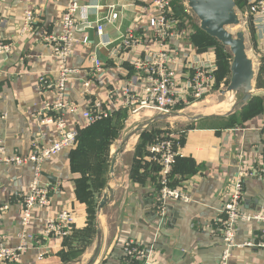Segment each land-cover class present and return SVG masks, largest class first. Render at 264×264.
Segmentation results:
<instances>
[{"label": "crops", "instance_id": "crops-1", "mask_svg": "<svg viewBox=\"0 0 264 264\" xmlns=\"http://www.w3.org/2000/svg\"><path fill=\"white\" fill-rule=\"evenodd\" d=\"M75 1L79 6L87 7V16L85 21L77 23L74 32L75 41L68 66L79 72L67 83L68 100L77 106L79 112L92 109L94 105L119 111L123 100L119 97L113 104L107 102L110 91L120 94L129 85L137 100L141 98L144 81L130 65L153 49L152 30L149 27V19L155 15L153 0ZM238 1L241 2L240 10L244 9L243 1ZM65 7L66 0H0V43L10 46L9 52L0 53V141L9 154L28 156L33 149V142L50 146L57 139L55 126L42 124L48 114L44 111L46 104L53 102L54 92L39 95L37 87L42 76L50 81L57 78L59 61L52 56L51 48L43 37L59 36ZM30 10L35 14L33 24L29 31L23 32L24 13ZM108 16L109 22L103 20ZM97 23L104 26L111 47L117 45L128 31L133 30L139 45L124 57L122 65L119 66V61L109 56L108 48L97 46L98 38L94 31ZM241 28L245 35L247 56L252 60L256 72L254 96L264 98V49L250 25ZM85 38L88 40L87 45L82 44ZM169 46L175 63L184 52L196 49L188 36L182 40H171ZM93 55L104 65V69L91 78L87 92L83 93V82L89 79L87 70L92 67ZM260 69L261 87L257 88ZM263 116L264 110L242 125L227 129H186L177 133L183 135L184 141L176 149L178 156L170 180L192 200L189 203L168 200L164 205V216H167L168 222L163 228L152 225L146 216L149 201L156 208L160 166L152 163L157 168L154 176L157 175H150L143 183L130 179L134 149L140 136L131 150H127L128 142L118 157L115 167V173L118 172L117 185L111 182L108 174L103 188L96 192L92 190L89 198L92 201V215L87 203L79 198L76 179L81 171L92 168L93 161L90 159L91 164L86 168V165L77 167L82 157L85 158L82 154L70 160V153L79 146L76 141L73 147L62 150L41 164L37 181L48 191L51 204L46 209H35L32 212L27 227L37 244L34 240L29 242L19 262L14 264L62 263L60 254L86 248L81 245L86 244L87 239L90 241L91 230L93 232L90 223H95L97 229L98 218L103 227L104 242L96 264H125L123 247L128 242L151 252L153 264H219L224 247L220 235L222 211L237 177L242 178L243 201L240 210L264 213ZM65 119L71 129L83 122L79 114H67ZM122 130L109 138L107 153L103 156L108 168L111 149L122 136ZM70 161H73L74 169H71ZM144 161L141 174L151 169L146 166L150 162L148 157ZM250 173L253 175L249 177ZM35 174L36 168L32 164L0 166V230L9 247L18 244V235L22 230L21 198L35 180ZM108 186L113 189V199L98 216L96 207ZM61 210L74 213L77 219L75 229L64 241H48L43 237L41 221L55 216ZM82 235L86 237L81 240ZM263 237V228L259 223L243 222L235 226L237 245L256 244ZM93 250L94 247L83 252L86 263ZM174 250L183 254L175 258V262L172 255ZM40 254L50 257V261H36ZM229 264H264V250L256 246L234 248Z\"/></svg>", "mask_w": 264, "mask_h": 264}, {"label": "built area", "instance_id": "built-area-1", "mask_svg": "<svg viewBox=\"0 0 264 264\" xmlns=\"http://www.w3.org/2000/svg\"><path fill=\"white\" fill-rule=\"evenodd\" d=\"M244 9L236 7L240 25H250L258 35L259 44L264 49V0H242ZM155 15L149 19V27L152 30L153 49L142 59L133 62L130 67L136 71L144 81L141 91V98L133 94L129 85L121 92L110 91L107 102H117L121 97L123 103L121 108L109 109L94 105L92 109L79 112L77 106L68 100L66 93L67 83L79 71L68 66V60L72 55L74 44V32L79 21H85L87 7L79 6L75 0H66V7L61 17V33L57 37L44 36L43 40L51 48L52 56L59 61L57 78L50 81L44 76L38 80V94L54 92L53 102L46 104L47 117L42 121L44 125H54L57 130V139L50 146L39 145L33 142V149L28 156L9 154L0 141V166L4 164L13 166H24L32 164L36 168L35 180H33L26 194L22 196V230L18 235V244L9 247L5 244L0 230V264L18 263L21 255L27 250L29 242L34 238L28 232V224L32 219V212L35 209H46L51 204L48 191L38 184V172L41 164L62 150L73 147L81 130L88 129L92 125L111 119L120 111H132L133 114L140 108L152 109L157 114H171L182 111L184 108L207 98L212 90L216 78V62L214 57L203 54L196 49L191 52H184L180 59L173 61L169 43L171 40H182L186 37L185 29H179L177 20L172 16L170 0H153ZM33 11L24 13L22 31L27 32L33 24ZM110 21V16L103 18ZM104 26L97 23L94 31L98 38V47L108 48L109 56L115 58L122 65L124 57L135 50L139 43L133 30L127 32L121 41L111 47L104 33ZM243 31V30H242ZM87 38L82 40L87 45ZM8 44L0 43V53L9 52ZM179 62V63H178ZM92 67L87 70L89 79L83 82V93L87 92L91 78L104 69V65L96 56L91 57ZM176 66L175 68H173ZM79 114L83 122L80 126L69 128L66 122V115ZM264 134V116L261 125ZM179 144L171 138L152 139L146 148L148 160L160 166L161 181L160 188L155 197L156 210L164 215V205L168 200L191 202L192 198L183 190L172 186L170 177L173 165L177 158L176 149ZM250 173L248 176H252ZM243 201L242 178L237 177L234 181L232 192L223 207V219L220 224V235L223 242V250L219 264H229L231 251L234 248L256 246L264 250V237L256 244L237 245L235 241V226L238 223H259L264 225V213H246L240 210ZM4 207L3 209H5ZM43 226V237L50 240L64 241L75 229L77 219L71 210H61L52 217L41 221ZM264 232V228H263ZM35 244L36 241L34 240ZM125 264H153L151 252L139 248L134 243H125L123 247ZM44 254L38 255L36 261L43 262Z\"/></svg>", "mask_w": 264, "mask_h": 264}, {"label": "trees", "instance_id": "trees-1", "mask_svg": "<svg viewBox=\"0 0 264 264\" xmlns=\"http://www.w3.org/2000/svg\"><path fill=\"white\" fill-rule=\"evenodd\" d=\"M183 0H170V10L172 12V16L177 20L179 29H187L192 34L189 37L190 43L196 48L197 51L201 52L209 49L210 47H215L219 53L227 54L230 58V54L228 49L224 48L219 44L216 40L210 38L205 33H203L199 25L193 23L190 19L187 9L184 5ZM236 7L241 8V2L235 0ZM262 69L259 70L258 77L256 80L257 88L260 86ZM264 110V98L261 96H254L252 100L243 108L231 114L228 117H220V118H208L196 123H192L187 129H214V130H223L235 125H242L243 122L261 114ZM127 115L119 112L115 114L113 120L110 121H101L98 122L88 129L81 130L79 132V136L77 138V146L75 151L70 153L71 159L77 154H82L85 158L82 157V162L77 163V167L86 165L89 166L90 159L93 161V166L91 169L89 167L86 170L80 172L79 178H77V187L79 198L82 201H85L88 205V209L90 210V215H92L91 204L92 201H89V198L92 196V190L94 192L99 191L105 185L108 180V164L105 158V154L107 153V149L110 143V136L116 135L117 132L121 131L123 128V123L126 120ZM111 123V124H110ZM159 134V132H155L152 134L151 132H143L140 137L137 145L134 149V164L130 171V179L134 182L143 183L148 177H156L154 176L157 173V168L152 163L149 162V166L151 169L147 170V173L141 174L140 169L145 166V159L148 157V153L146 152V148L148 147L154 135ZM153 135V136H152ZM184 137L182 134L177 135V143L183 144ZM176 142V141H175ZM90 143V144H87ZM71 169H74L73 161H70ZM91 167V166H90ZM160 171L157 177V191L160 188ZM151 175V176H150ZM174 186V183H172ZM77 193V195H78ZM93 220V217L91 218ZM78 256L77 252L68 253V254H60V259L62 262L72 260Z\"/></svg>", "mask_w": 264, "mask_h": 264}, {"label": "water", "instance_id": "water-1", "mask_svg": "<svg viewBox=\"0 0 264 264\" xmlns=\"http://www.w3.org/2000/svg\"><path fill=\"white\" fill-rule=\"evenodd\" d=\"M188 10L196 17L199 22L200 30L205 33L210 38L216 40L222 47L229 50L232 55V61L230 65L231 73V82L228 87L234 95H238L241 91L242 83H246L249 79L254 80L255 70L253 67V62L248 58L245 46V35L244 32L238 31L235 35H232L229 31V27H236L240 25L238 15L236 13V3L235 0H183ZM221 94L224 95L225 91H221ZM255 93L251 99L244 105L246 106L254 97ZM242 106L241 108H243ZM240 108V109H241ZM239 109V110H240ZM238 111V110H237ZM235 113V112H234ZM233 114V113H232ZM182 114L171 113V114H158L152 118H149L135 126L132 130L127 131L125 134L120 136L116 143H114L109 160L108 174L111 182L117 185V177L115 173L116 163L119 157L118 148L126 143L130 138L136 136L142 130L151 126L152 124L158 122L169 121L170 119L182 117ZM231 115V114H230ZM229 115V116H230ZM228 117L220 114L208 115V116H196V117H186L189 123H196L198 121L208 119V118H220ZM47 177V176H46ZM48 178V177H47ZM53 182V181H52ZM147 198L148 196L145 195ZM113 199V189L108 186L105 192L102 194L101 199L96 207L97 215L101 214V211L109 204ZM148 208L146 216L150 219L152 225L163 228L168 222L167 216L160 215L156 208L153 205L152 201L148 202ZM261 228H264V225L260 224ZM104 234L103 227L99 221H97L96 229V238L94 244V250L86 264H96L103 248ZM173 262L175 258L181 257L183 254L179 250H174L173 253ZM84 260V257L79 259H73L60 264H81Z\"/></svg>", "mask_w": 264, "mask_h": 264}, {"label": "rangeland", "instance_id": "rangeland-1", "mask_svg": "<svg viewBox=\"0 0 264 264\" xmlns=\"http://www.w3.org/2000/svg\"><path fill=\"white\" fill-rule=\"evenodd\" d=\"M184 5L187 9V13H188L190 19L193 21V23L199 25V22L196 19V17L188 10L186 3H184ZM241 29H242L241 26L233 27V34H235L238 31H241ZM185 31H186V36L190 37L192 33L190 31H188L187 29H185ZM193 48H195V47L193 46ZM228 52H229V50H228ZM201 53L209 54V55L213 56L214 60L216 62V67H217L216 78H215V81L212 85V90H211L210 95L207 98L200 100V101L194 103L193 105L184 108L182 111L177 112L179 114H182L181 115L182 117L170 119L169 121H165V122H158V123L152 124L151 126L147 127L146 129L142 130L141 132H139V134H137L134 137L138 138L143 132H151L152 134H154L155 132H159V134H157V135H154V136L152 135L154 137L152 139L160 138V140H161L164 138H171L172 140H174V142L175 141L177 142V133H179L180 131L186 130L192 124V123H189L188 119L186 118L187 116L188 117H196V116H208V115L219 114V111H217L216 108L218 106H220V104L225 102L227 104V107H229L231 104H233V102L235 103L237 96L234 95L233 93L231 94L232 96H230V98H228V99H226L224 97V95L221 94V91H225L226 89H228V87L230 86V82H231L230 65H231V61H232V55L230 54V52H229V54H230L231 58L226 53L225 54L219 53L215 47H210L207 50L201 51ZM255 75H256V72H255ZM253 84H254V88H255V80H253ZM195 105H197L198 108H193ZM138 110H140V111H138ZM138 110H137L138 112H136L134 114L132 111H128V110L122 112V113L127 115L126 116L127 118L123 123V130H122L123 132L120 135H123V133L125 134L127 131L132 130L135 126H138L139 124H141L145 120L158 115L156 113V111L152 110V109H146V108L140 109L139 108ZM135 118H137V121L133 123L132 120H135ZM134 137H132L130 139H133ZM119 169L121 170L120 166H119ZM159 175H160V178L162 179L161 173ZM161 179H160V181H161ZM157 193H158V191H156V195H157ZM94 224H93V222L90 223V227L93 228V232L91 230L92 235L90 237V241H89V239H87L86 244L81 245V247H86V248L80 249L77 252L78 256L74 259H79L86 249H88V250L93 249L94 243H95V241H94L95 240V234H96V229L94 227ZM85 237L86 236L83 237V235H82L81 240L84 239ZM86 256H89V255H86ZM45 259H46L45 262L50 261V257H48V256H46ZM81 264H86V259H84Z\"/></svg>", "mask_w": 264, "mask_h": 264}, {"label": "bare ground", "instance_id": "bare-ground-1", "mask_svg": "<svg viewBox=\"0 0 264 264\" xmlns=\"http://www.w3.org/2000/svg\"><path fill=\"white\" fill-rule=\"evenodd\" d=\"M228 31L232 34V35H235L233 34V27H229L228 28ZM255 93V90H254V86H253V80H248L246 83H242L241 85V91L239 92V94L237 95V99L235 101V103L233 102V104H231L229 107H227V104L225 102H223L222 104H220V106H218L216 108L217 111H219V113L225 115V116H229L230 114L236 112L237 110H239L242 106H244L250 99L251 97L253 96V94ZM232 94V91L229 90V89H226L225 90V94H224V97L226 99L230 98V96ZM193 108H198L197 105H195ZM215 110V109H214ZM139 111V110H138ZM136 111V112H138ZM224 111V112H223ZM135 112V113H136ZM157 113V112H156ZM133 123L137 121V118H135V120H132ZM131 121V122H132ZM131 124V123H130ZM130 140V139H129ZM127 141L126 143H124L123 145H121L119 148H118V154L119 153H123L124 150H125V147H126V144L128 145L127 146V150H131L133 145L135 144L136 140H137V137H134L133 139H131L130 141Z\"/></svg>", "mask_w": 264, "mask_h": 264}]
</instances>
